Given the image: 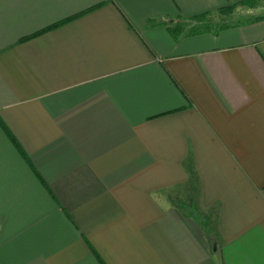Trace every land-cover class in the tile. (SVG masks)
Wrapping results in <instances>:
<instances>
[{
  "label": "crops",
  "instance_id": "1",
  "mask_svg": "<svg viewBox=\"0 0 264 264\" xmlns=\"http://www.w3.org/2000/svg\"><path fill=\"white\" fill-rule=\"evenodd\" d=\"M245 1L0 0V264H264Z\"/></svg>",
  "mask_w": 264,
  "mask_h": 264
},
{
  "label": "rangeland",
  "instance_id": "2",
  "mask_svg": "<svg viewBox=\"0 0 264 264\" xmlns=\"http://www.w3.org/2000/svg\"><path fill=\"white\" fill-rule=\"evenodd\" d=\"M253 9L254 11H250ZM254 15H264V0H257L250 6H239L236 7L228 16L224 15H213L211 20L217 23H224L225 21L228 23L235 24L238 21L246 19L247 17ZM219 29V27H217Z\"/></svg>",
  "mask_w": 264,
  "mask_h": 264
},
{
  "label": "trees",
  "instance_id": "3",
  "mask_svg": "<svg viewBox=\"0 0 264 264\" xmlns=\"http://www.w3.org/2000/svg\"><path fill=\"white\" fill-rule=\"evenodd\" d=\"M256 1H257V0H247V1L243 2V3H240L239 6H250V5H253V3L256 2ZM236 7H237V5H235V6L231 7V8H229V9H230V11H233ZM262 18H264V15H263V16H259V17H256V18L253 19V20H260V19H262ZM12 140H13V139H12Z\"/></svg>",
  "mask_w": 264,
  "mask_h": 264
}]
</instances>
